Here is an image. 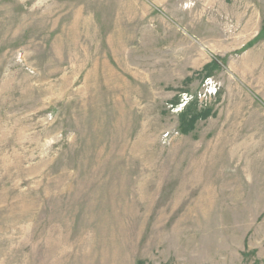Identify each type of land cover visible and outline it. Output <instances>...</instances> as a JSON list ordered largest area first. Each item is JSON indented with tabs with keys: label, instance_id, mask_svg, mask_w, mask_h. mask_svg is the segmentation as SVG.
Returning <instances> with one entry per match:
<instances>
[{
	"label": "rangeland",
	"instance_id": "obj_1",
	"mask_svg": "<svg viewBox=\"0 0 264 264\" xmlns=\"http://www.w3.org/2000/svg\"><path fill=\"white\" fill-rule=\"evenodd\" d=\"M0 264H264V0H0Z\"/></svg>",
	"mask_w": 264,
	"mask_h": 264
}]
</instances>
